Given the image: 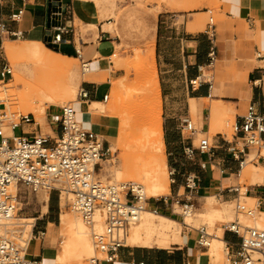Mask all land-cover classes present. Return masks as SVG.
Here are the masks:
<instances>
[{
	"label": "crops",
	"instance_id": "1",
	"mask_svg": "<svg viewBox=\"0 0 264 264\" xmlns=\"http://www.w3.org/2000/svg\"><path fill=\"white\" fill-rule=\"evenodd\" d=\"M161 1L172 3L176 0ZM48 2L49 0H0V22L12 32L20 31L21 39H24L22 41L43 43L48 23ZM60 2L63 25L69 32L63 35L66 42L59 44L57 50L53 51L76 60L74 47L79 48L82 59L90 66L89 71L82 74L84 80L80 86L86 93V98L78 99V103L73 105L76 120L83 128L97 133L103 139L104 145L110 149L112 142L108 138L111 137L112 118H95L88 115V111L91 112L93 102L104 103L103 96H109L111 92V81L123 76L122 69L115 67L111 61V58L118 56L124 58L123 53L116 54L119 40L111 35L112 22L110 18L107 19V10L103 4L94 0ZM217 3L218 18L214 23L213 36L205 32L208 22L204 28L197 23V19L210 10L207 8L192 13L188 7L175 9L176 11L163 8L148 18L149 22H154L150 44L153 46L162 101L164 161L171 186L169 196L153 201L149 199L146 204L171 219L175 214V205L181 206L186 201L193 204L198 211L197 215L205 213L207 208L213 215L220 210L212 207L213 197L216 198L220 190L233 185V182L237 183L233 175L237 169L236 162L223 150L227 146L224 141H228L225 134L212 137L211 169L207 167L203 171L198 166L206 161L205 155L195 152L191 160L184 155L187 147L195 146L194 140L198 135L208 134L213 118L212 104L217 103L219 108L229 111L233 122L244 114L249 104H253L257 112L264 116V0H217ZM17 11H22V15L17 23H13L10 16ZM4 38L7 37H0V48L8 42H3ZM210 56L213 57L214 64L212 70L207 68ZM91 65L94 70H91ZM203 71L208 79L203 78ZM200 79L204 80L201 85L198 82L191 83ZM190 113L197 118V132L192 136L181 132V119H191ZM38 124H41L40 120ZM44 126L45 129H42L31 124L24 126L22 130L52 136L54 130L48 123ZM262 138L264 139V135ZM233 146L240 147L236 143ZM251 151L253 150L250 153ZM253 165L264 168V162ZM218 170H224L226 174L220 175ZM258 175L261 182L250 184L245 198L256 201L258 210L264 212V175ZM187 176L197 179L195 194L189 193L186 187ZM176 200L180 202L176 204ZM233 200L234 195L229 194L218 201H223L221 204L230 210ZM47 208L44 215L34 217L30 249L26 253L27 259L35 261L36 264L53 263L54 250L49 245L47 234L56 227L57 218L50 206V198ZM198 216L200 219V215ZM229 217L231 218L230 212ZM181 224L187 227L185 221ZM41 232H44V236L38 237ZM221 237L225 243L238 242L236 236L224 230ZM196 239L197 233L192 228L187 231L185 239L180 237L179 243L164 248L123 245L125 247L117 251L116 259L112 263L207 264L206 259L200 258L201 254L195 248ZM207 249L208 247L203 254Z\"/></svg>",
	"mask_w": 264,
	"mask_h": 264
},
{
	"label": "built area",
	"instance_id": "2",
	"mask_svg": "<svg viewBox=\"0 0 264 264\" xmlns=\"http://www.w3.org/2000/svg\"><path fill=\"white\" fill-rule=\"evenodd\" d=\"M47 5L48 23L45 29L43 44L57 50L58 45L65 43L63 35L67 30L63 25V16L60 0H49ZM212 15L211 10H207ZM22 11L10 16V21L17 23ZM213 36L214 21L208 19L206 31ZM21 39L20 31L12 32L0 22V37ZM76 59L81 63L82 72L87 71L89 63L82 59L79 48L74 47ZM214 67L213 57L207 68ZM12 70L7 63L0 66V82L8 80ZM204 78V77H203ZM204 80L192 81L201 85ZM210 87V86H209ZM86 93L79 90L78 99H85ZM108 95L103 96L106 102ZM0 113V264H36L27 259L23 246L18 245L7 236V231L1 230L10 225L7 222L13 219L18 209L17 188L23 187L31 192H54L60 205L62 201L68 209L77 215L81 221L91 227L97 214L103 216L104 229L101 233L92 231L91 241L94 254L87 259L86 264H106L116 259L117 251L125 246L122 238L128 234L130 225L135 223L144 209L157 214L158 210L148 207L145 200L139 203V198L129 185L119 183H104L98 179L101 162L109 155V146L104 145L103 139L97 133L85 129L76 120L73 105L57 107L46 115L47 123L54 130V134L45 135L33 131H23L24 126L37 125L33 115H21L17 121H9L8 133L4 131ZM181 132L194 135L197 132L195 124L188 117L181 119ZM20 130L18 135L15 131ZM232 141H224V152L229 153L236 162L237 169L233 173L237 183L222 189L216 195L223 200L226 195H234V206L237 213H244L251 217L254 209L246 208L241 198L245 199L249 186L238 183L245 167L249 164L264 162V116L260 115L253 104L246 107L244 114L231 124ZM199 132V131H198ZM239 144L236 148L233 144ZM255 151L251 155L250 150ZM213 147L207 138L197 146L191 145L184 150L186 159L191 160L194 153L206 156V161L199 163V168L211 169L213 162ZM220 175L226 174L218 170ZM186 187L189 193L195 194L197 179L187 176ZM264 189V187H263ZM180 201L176 200L178 204ZM258 209L257 204H255ZM182 215L189 214L194 209L190 201L181 204ZM223 230L238 238L235 244L225 243L226 264H264V230L246 226L238 219L223 224ZM197 233L196 246L206 249L209 246L210 236L206 228L195 229ZM41 232L38 237H43ZM135 264H147L139 262Z\"/></svg>",
	"mask_w": 264,
	"mask_h": 264
},
{
	"label": "rangeland",
	"instance_id": "3",
	"mask_svg": "<svg viewBox=\"0 0 264 264\" xmlns=\"http://www.w3.org/2000/svg\"><path fill=\"white\" fill-rule=\"evenodd\" d=\"M94 1L103 4L105 9L107 10V19L110 18V22H112L110 24V27L112 29L111 35L117 37L119 40V45L116 46V54L121 52L124 55V58H121L120 56L111 58V61L113 62L114 66L122 69V73H123V76L121 78L112 80L110 83L111 86L110 91H112L114 83L117 82H119L117 83V85L119 86V90L116 93H114L113 96H112V92H110L107 101L104 102L105 104L104 107L106 111L103 117H110L111 115L110 118H112V124H113L112 130L115 136V142H112V145L110 146L109 149V155L106 156V159L104 160L108 164L101 162L100 171L97 172L99 176L98 179L101 180V182L103 181L104 183H118L117 181L115 182V180L113 179V175L118 169H121V167L125 164L126 161H127L126 164H128V161L131 158L129 153H131L132 151L136 152L139 149L138 145H132L129 141L122 140L121 132L119 131V119H120L119 106H120V102L122 103L124 101L123 98L124 99L126 98L127 96L126 93H128V88L130 90V94L129 93L128 94L131 95L132 92H134L133 91L134 89L139 88L141 86L142 78L140 79V77H142V75L139 70L141 66V62L139 61L140 59L138 56L146 55L148 48L151 45L150 40L152 38L153 29H154V22L153 23L149 22L148 18L150 17L151 14L162 11L163 8L169 9L171 11H176L175 9L188 7L191 8V11H189L190 13L196 10L199 11L202 10L203 8H207L212 10L213 14L209 15L208 13H206L202 15V18L197 19L198 25L200 26L202 25V27L204 28L210 16H212L214 23L217 21L218 3L217 0H176L175 2L172 3L163 2L161 0H94ZM22 40L24 39L4 38L3 42L10 41L11 45L14 48L21 49L24 45L23 44L24 41ZM56 61L60 66H62L61 70H55L48 66L47 67L38 66V65L34 66L27 62H25L22 66L18 64H12L8 59H6L2 51V48H0V64L7 63L12 70V75L17 74L28 82L29 80L31 81L33 79V78H29L32 77L33 74L37 76L42 75L41 77H45L47 74V76L51 78L53 77L54 80L63 77L66 78L68 77V79H70V83H71L70 88L72 90L73 96L71 98L59 99L57 105L55 106L54 105L46 106L43 114L40 111L36 113L37 116L34 117L35 122L40 120L41 124H38L37 122L36 123L42 129H45L44 124L45 125L47 124L46 115L50 111H52L57 107H62L65 105H76L78 103L79 101L78 93L82 81L84 80V77L82 76L81 63L78 59L74 60L68 58H61V59H57ZM91 70H94L93 65H91ZM202 76L205 77V79H208L207 78L208 75H206L204 71L202 73ZM13 83H14V79L12 76L8 80L0 82V88L2 89L0 92L1 95H6L7 94L6 88H8ZM123 83L127 84L128 87H126ZM134 84L137 86H135ZM16 91L17 93L23 92V85L21 83L16 84ZM132 95H133V100L135 101L139 102L140 100L143 99L142 96L139 97V94L136 92H134ZM205 103L208 104V101H205ZM6 105L7 102H2L0 104V106L3 108ZM6 110L7 109H1L0 113L4 115L2 116L4 118V120L2 121L4 131L6 134L8 133V135H10L7 129L8 122L12 120L17 121L19 116L28 115V114L23 109H21L20 106H17L15 109H11V111L9 109L6 112ZM162 115H163V111L161 113V120L163 127ZM78 117L81 116L78 115ZM190 117L192 123H194L196 126L197 118L191 113H190ZM212 119L208 134L198 135L194 140L195 146H197L199 142L206 137L211 143L212 137H214L216 134H225L228 141L232 140V135H233L231 130V124L233 122L232 114L226 109H221L219 111L218 116L215 117L213 121ZM19 133L20 130L15 131V135H18ZM135 152L133 154H136ZM254 152L255 151H251L252 153L251 155H253ZM147 153H150V151L148 150ZM253 166L254 165L252 163H249L245 167L238 183H240L241 185L249 186L250 184H252V178L254 177V174L264 175V168H261L262 170L260 168L254 169ZM165 176L168 186L170 188L171 182L168 175V169L166 170V168H165ZM235 183L236 182H233V184ZM119 184L121 183L119 182ZM16 191L18 194V201H19L18 209H20V211L13 216V219L11 221L7 222V224L10 225L5 226L4 229L2 228L1 230L7 231V236L10 239L14 240V242L17 243L18 245L20 244L21 246H24V242L26 241L30 243V240L32 238V233H31L32 229L26 230L25 226L27 225L26 224L27 222H31V221L30 220L26 221L25 218H34L39 215H44L47 212L48 209L47 207L50 198V206L53 208V210L56 213L57 222H56V227L53 228L52 231L49 230L47 234V240L49 241V245H51V247L54 250L55 258L57 256H62L63 252L61 249L62 248L61 242L64 240L63 238L64 235L61 232V228H60L61 219H72V220L74 219L82 224L81 219L77 215L72 213L62 200L59 205L57 199L58 197L54 192L48 193L47 191L40 190L33 193L30 190H27L23 187L17 188ZM169 195H170L169 193H163V195L160 197L151 198V201H153V199L159 200V198ZM241 201L243 202V204H245L246 208L250 210L254 209V212L251 217L246 216L244 213H237L235 211L234 203H231L230 205V210H229L231 215L230 220H224L218 212L217 213L214 212V214L211 216L212 219L210 220L199 219L197 215L198 211L196 209H193V213L191 215L192 217L185 216L186 217L185 223L188 227H185L183 225H173L167 239L169 241L174 239L180 241V237H182V239H185L187 237V231H191L192 227L194 229L205 227L207 233L212 236L216 235L217 233H221L222 235L223 224L238 219L240 223L249 226L247 225L248 224L247 222L252 220L254 215L258 219L264 213L256 209L255 206V204H257L256 201H253L249 198H245V199L241 198ZM222 202L223 201H218L215 197H213L212 207L215 209L218 208L221 209L222 207H225L223 204H221ZM175 206H176L174 207L175 214L172 218L177 222L182 223L184 221V216H182L181 206L179 205L178 206L175 205ZM84 227L87 228V231L89 232V238L91 240V232L95 230L94 225H93V229L92 226L88 227L87 225H85ZM250 227H252V225H250ZM102 228L104 229V225ZM95 232L98 231L95 230ZM129 232L130 231L128 230V234ZM153 240L155 244H151V246H158V244L156 243L161 242L160 240H163V237L159 235H153ZM195 248L201 254L199 257L202 259H206L207 256L203 254L206 251V249H200L197 246H195ZM221 253H222V258L220 261L213 263L206 260V263L226 264L224 247L222 248ZM93 254H94L93 250L89 254L88 253L82 254L80 251H76L74 254H68L65 256L64 264H86L87 259H89ZM52 264H57V260L54 259V262Z\"/></svg>",
	"mask_w": 264,
	"mask_h": 264
},
{
	"label": "bare ground",
	"instance_id": "4",
	"mask_svg": "<svg viewBox=\"0 0 264 264\" xmlns=\"http://www.w3.org/2000/svg\"><path fill=\"white\" fill-rule=\"evenodd\" d=\"M23 44L24 45L21 49L14 48L10 42H5L3 44L2 51L6 59H8L12 64H18L22 66L25 62H27L34 66H48L55 70L62 69V66H60L56 60L67 57L51 51V49L47 48L39 41H24ZM138 57L140 59L139 61L141 62L139 70L142 75L140 79L142 78V80L141 86L134 89L133 91L138 93L139 97L142 96L143 99L140 100L141 102L133 100L132 94L134 92L129 95L130 90L128 88L129 94L126 93V98H123L124 101L121 100L123 102H120L119 106V131L121 132L122 140L129 141L132 145H138L139 149L136 152L132 151L129 153L131 158L128 161V164H126V161L121 169H118L115 172L113 179L115 182H120L121 186L129 185L131 190L137 194L139 203H142L145 200L160 197L163 195V193H169V186L165 176L166 164L164 161V144L162 139L161 124L162 101L158 75L153 59V46H149L145 56L139 55ZM88 71L89 69L87 71L84 70L82 74H85ZM41 76L33 74V76L29 78H33L34 80L32 79L28 82L21 76L13 74L12 77L14 79V83L6 88L7 94L1 95L0 93V101L7 102V105L3 109H10L11 111V109H15L17 106H20L21 109H23L27 114L33 115L35 117L37 116L36 113L38 111L42 112L43 114L46 106H55L57 105L59 99L71 98L73 96L72 90L70 88V79H68V77L54 80L53 77L51 78L47 76V74L45 77ZM19 83L23 85L22 93H17L16 91V84ZM117 83H114L112 88V96L119 90ZM124 85L128 87L127 84ZM1 90L2 89L0 88V92ZM104 106V103L93 102L91 104V112L88 111V115H93L95 118L100 116L103 117L106 111ZM220 110L219 104H212L211 116L213 117V120L218 116ZM110 136L111 137L108 138L109 141L115 142L113 130H111ZM148 150L150 153H147ZM134 152L139 156L133 154ZM102 162L107 163L106 161ZM253 167L254 169L260 168L259 166ZM256 182H261L258 174H254V177L252 178V184ZM211 212L212 211L207 208L205 213L198 215H200V219L210 220L212 219ZM217 212L224 220H230L229 210L226 207H222L220 210L216 211V213ZM192 213L193 210L191 213L185 214L183 216L188 217L191 216ZM25 220L31 221L27 222L26 226L24 225L25 229H32L35 219L25 218ZM247 223L249 226L252 225L254 228L264 230V213L258 219L254 215L253 219ZM83 225L85 226L83 222L81 224L74 219H61L60 228L64 235V240L61 242L63 255L57 256L55 258L54 254H52L53 262L54 259H56L57 264H64L65 256L68 254H74L76 251H80L82 254H89L92 252V250L94 252V248H92V241L89 238V232ZM93 225L94 229L98 231V233H101L103 230L102 227L104 225L103 216L97 214L94 218ZM173 225L183 224L178 223L177 221L163 214H155L151 210L144 209L142 213H140L138 220L130 225L129 234L123 236L122 245L133 247L151 246V244H155L153 235H159L163 237V240H160L161 242L156 243L158 244L157 247L159 248H164L172 244L179 243V240L177 239L171 241L167 239ZM208 235L210 237L212 236L210 234ZM23 247L26 253L30 249L29 243L27 241L24 242ZM223 247L225 248V242L221 237V233H217L216 235L212 236V240L209 242L207 252L205 253L207 256L206 260L213 263L220 261L222 258L221 251ZM101 264L106 263L102 262ZM107 264L113 263L109 261Z\"/></svg>",
	"mask_w": 264,
	"mask_h": 264
}]
</instances>
